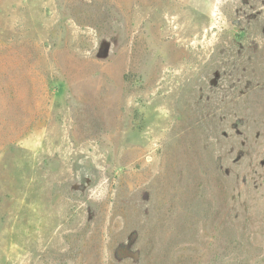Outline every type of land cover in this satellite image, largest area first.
<instances>
[{"label":"rangeland","instance_id":"1","mask_svg":"<svg viewBox=\"0 0 264 264\" xmlns=\"http://www.w3.org/2000/svg\"><path fill=\"white\" fill-rule=\"evenodd\" d=\"M0 264H264V0H0Z\"/></svg>","mask_w":264,"mask_h":264},{"label":"water","instance_id":"2","mask_svg":"<svg viewBox=\"0 0 264 264\" xmlns=\"http://www.w3.org/2000/svg\"><path fill=\"white\" fill-rule=\"evenodd\" d=\"M209 2H210V0H191V3L195 7H204V6L208 5Z\"/></svg>","mask_w":264,"mask_h":264}]
</instances>
